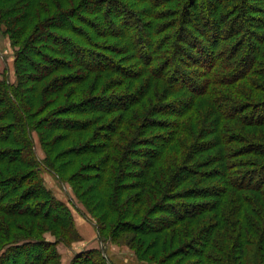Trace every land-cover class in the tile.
<instances>
[{
  "label": "trees",
  "instance_id": "1",
  "mask_svg": "<svg viewBox=\"0 0 264 264\" xmlns=\"http://www.w3.org/2000/svg\"><path fill=\"white\" fill-rule=\"evenodd\" d=\"M0 29L15 50L0 212L34 231L6 238L0 264H60L58 246L79 240L41 170L104 252L264 264V0H0ZM71 264L111 263L98 248Z\"/></svg>",
  "mask_w": 264,
  "mask_h": 264
},
{
  "label": "rangeland",
  "instance_id": "2",
  "mask_svg": "<svg viewBox=\"0 0 264 264\" xmlns=\"http://www.w3.org/2000/svg\"><path fill=\"white\" fill-rule=\"evenodd\" d=\"M7 35H3V29H0V80L6 74V78L9 83H14V70H13V61H14V49L11 48L10 40L7 38ZM111 79H115L112 75H108ZM248 86V84H246ZM244 91H247L246 89ZM249 94H254L252 91ZM241 127H245L239 124ZM248 131L255 132L256 130H264L255 129L254 127H246ZM36 152L39 158H42L41 152H39V147L36 145ZM41 175L43 178V182L45 187L51 191L53 196L67 205L69 210L73 215V222L75 230L79 236L78 241H73L70 245V248L65 247L64 245L58 246V251L60 253V264H71L72 260H74V253H82L92 249H98L103 247L102 244L98 241V231L94 224L88 222L87 220L82 221V216L76 212L74 206H77L80 210L82 207L76 203L72 196V192L70 187L65 183L60 182L55 175L50 172L41 170ZM94 211L96 212L95 208ZM99 214V213H98ZM25 221V222H23ZM13 223V225H12ZM29 222L22 218H9L0 212V226L5 228V225H10L11 228L5 230L6 236L2 235L0 231V245L4 242L6 238H17L20 236H26L29 234H33L34 231H29L27 228V224ZM38 224L40 222H37ZM22 227V228H20ZM109 232V231H107ZM53 232L50 230H44L42 232V236L46 237L48 240H52ZM55 234H59L58 231H55ZM41 235V234H40ZM178 243V242H177ZM176 243V244H177ZM131 246H127L126 243L121 241L120 247L113 245L112 243H107L105 246V254L111 264H147L145 262H139L135 259L133 253L130 251ZM73 248L74 250L70 251ZM104 248V247H103ZM134 251V250H133ZM151 257H146L144 260L150 261ZM252 258V257H250Z\"/></svg>",
  "mask_w": 264,
  "mask_h": 264
},
{
  "label": "water",
  "instance_id": "3",
  "mask_svg": "<svg viewBox=\"0 0 264 264\" xmlns=\"http://www.w3.org/2000/svg\"><path fill=\"white\" fill-rule=\"evenodd\" d=\"M97 231H98V229H97ZM97 239H98V241L100 242V238L98 237ZM100 243H101V242H100ZM101 253H102V256L105 258V252H104L103 247H101Z\"/></svg>",
  "mask_w": 264,
  "mask_h": 264
},
{
  "label": "crops",
  "instance_id": "4",
  "mask_svg": "<svg viewBox=\"0 0 264 264\" xmlns=\"http://www.w3.org/2000/svg\"><path fill=\"white\" fill-rule=\"evenodd\" d=\"M82 221L84 222V220H83V217H82ZM84 223H85V222H84ZM72 250H74V249H73V248H71V249H70V251H72ZM74 251H75V250H74ZM75 253H76V251H75ZM75 253H74V254H75Z\"/></svg>",
  "mask_w": 264,
  "mask_h": 264
}]
</instances>
